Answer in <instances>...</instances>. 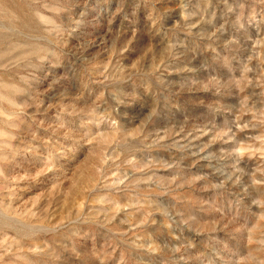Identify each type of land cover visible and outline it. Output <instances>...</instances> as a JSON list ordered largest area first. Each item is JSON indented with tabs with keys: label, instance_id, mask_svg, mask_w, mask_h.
<instances>
[{
	"label": "rangeland",
	"instance_id": "1",
	"mask_svg": "<svg viewBox=\"0 0 264 264\" xmlns=\"http://www.w3.org/2000/svg\"><path fill=\"white\" fill-rule=\"evenodd\" d=\"M0 264H264V0H0Z\"/></svg>",
	"mask_w": 264,
	"mask_h": 264
}]
</instances>
